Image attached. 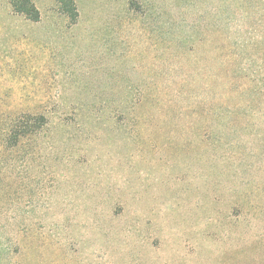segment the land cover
<instances>
[{
	"label": "rangeland",
	"instance_id": "rangeland-1",
	"mask_svg": "<svg viewBox=\"0 0 264 264\" xmlns=\"http://www.w3.org/2000/svg\"><path fill=\"white\" fill-rule=\"evenodd\" d=\"M13 1L0 264H264V0Z\"/></svg>",
	"mask_w": 264,
	"mask_h": 264
},
{
	"label": "trees",
	"instance_id": "trees-1",
	"mask_svg": "<svg viewBox=\"0 0 264 264\" xmlns=\"http://www.w3.org/2000/svg\"><path fill=\"white\" fill-rule=\"evenodd\" d=\"M54 1L59 5L60 12L65 16H67L73 23H75L78 20L80 15L76 0H54ZM13 6L15 10H17V12L26 15L27 17H29L34 21H39L40 12L31 0H14ZM39 119H42V117H40Z\"/></svg>",
	"mask_w": 264,
	"mask_h": 264
}]
</instances>
